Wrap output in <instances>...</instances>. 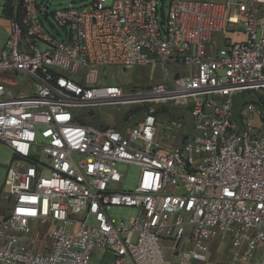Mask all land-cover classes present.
Returning a JSON list of instances; mask_svg holds the SVG:
<instances>
[{
  "label": "built area",
  "instance_id": "built-area-1",
  "mask_svg": "<svg viewBox=\"0 0 264 264\" xmlns=\"http://www.w3.org/2000/svg\"><path fill=\"white\" fill-rule=\"evenodd\" d=\"M165 2L92 0L51 13L49 0H5L0 77L32 90L0 82V143L12 153L0 264L204 263L215 240L230 242L235 264H264V122L250 100L264 98V0ZM49 16L58 37L45 30ZM136 66L160 67L167 83H105L106 68ZM126 105L144 108L132 127L78 122L79 110ZM169 106L186 120L161 123ZM118 163L139 168L134 191L118 188ZM113 207L135 209L128 228L113 225ZM33 224L46 229L40 250Z\"/></svg>",
  "mask_w": 264,
  "mask_h": 264
},
{
  "label": "rangeland",
  "instance_id": "rangeland-1",
  "mask_svg": "<svg viewBox=\"0 0 264 264\" xmlns=\"http://www.w3.org/2000/svg\"><path fill=\"white\" fill-rule=\"evenodd\" d=\"M160 1V0H159ZM210 1H224V0H210ZM92 0H49V12H54L69 7L80 8L88 5ZM5 0H0V46H3L5 40V29L4 26L7 25L6 21L2 18L1 7L4 5ZM109 3V2H108ZM169 0H166L165 4L168 5ZM167 13V9H165ZM45 30H47L51 35L58 37L57 32L63 33V30L55 25L51 16L43 20ZM239 37H236L238 39ZM186 70L184 67H179V69H169L168 73L171 77L175 76V72L181 73ZM103 75L106 77L105 83L108 85H119L129 89H145L150 86L157 84L167 83V76L164 74L160 67H149V66H136L130 69L121 68H106L103 71ZM30 83L29 81H26ZM12 87H18L23 85L20 79L18 81H7ZM242 100H248L247 94H243ZM142 106L137 105H126V106H104L95 109H82L79 112L83 115L81 121L86 124L94 125L98 128H127L136 125L142 117ZM181 108H175L173 106L167 107V109L160 110V122L164 121L172 116H183L185 113ZM260 126V124H259ZM5 155V152H4ZM11 152L9 154V157ZM117 172L121 176V181L117 185L119 189L125 192H132L136 188L138 176L140 170L136 166L118 163L115 166ZM135 215V209L126 207H113L108 210V216L116 228L123 229L129 227L130 219ZM46 229H41L39 225L33 227L34 233L38 234V239L44 241L47 245L46 239ZM105 260H112L111 254L105 255ZM92 262L100 264L99 259H92Z\"/></svg>",
  "mask_w": 264,
  "mask_h": 264
},
{
  "label": "crops",
  "instance_id": "crops-1",
  "mask_svg": "<svg viewBox=\"0 0 264 264\" xmlns=\"http://www.w3.org/2000/svg\"><path fill=\"white\" fill-rule=\"evenodd\" d=\"M238 0H224V1H217L216 3H226V2H231L234 3ZM215 2V1H213ZM229 14V11L227 12V15ZM4 29H7V25L4 26ZM239 31H241V28H239ZM6 34V32H5ZM231 36L235 40H240L243 39L242 33H231ZM236 37H239L236 39ZM215 40L217 41V44L219 46L222 45L223 43V37L218 35L214 37ZM2 45L0 46L1 49ZM7 81H18V78L14 76H1L0 77V82L4 83L7 88H9L12 93L14 94H21V93H30L32 88L31 84L27 83L26 81H21L24 84L18 87H12L11 84L7 83ZM5 152V155H4ZM11 150L4 144L0 143V221L3 220L10 212L12 208V201L9 199H4L3 198V182L5 179V173H6V168L9 165L11 159H12V153L9 157ZM37 224H33V227ZM48 228L53 229L54 224H49ZM35 236L37 240L39 241L37 243L36 249H42L45 245L44 241L38 239V234L35 233ZM48 243V241H47ZM206 246L208 247V255H207V260L204 263H198V262H192L191 264H235L234 262V257L237 254V251L234 250L231 247V244L229 241H209L205 243Z\"/></svg>",
  "mask_w": 264,
  "mask_h": 264
},
{
  "label": "trees",
  "instance_id": "trees-1",
  "mask_svg": "<svg viewBox=\"0 0 264 264\" xmlns=\"http://www.w3.org/2000/svg\"><path fill=\"white\" fill-rule=\"evenodd\" d=\"M250 100L253 103H255L257 105L258 109L261 111V113H262V120L264 122V98L262 96H255V97L254 96H251L250 97ZM241 102H242V98L241 97H238L237 98V105H239V103H241ZM180 110H183L184 111L185 114L183 116H172V117H175V118H178V119H182V120H186V118L188 116V113H186V109L185 108H181ZM78 122L80 124H85L84 122L81 121V119L78 120ZM115 129H117V130H123L125 128L122 127V128H115Z\"/></svg>",
  "mask_w": 264,
  "mask_h": 264
},
{
  "label": "water",
  "instance_id": "water-1",
  "mask_svg": "<svg viewBox=\"0 0 264 264\" xmlns=\"http://www.w3.org/2000/svg\"><path fill=\"white\" fill-rule=\"evenodd\" d=\"M107 264V263H106Z\"/></svg>",
  "mask_w": 264,
  "mask_h": 264
}]
</instances>
